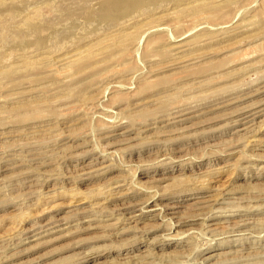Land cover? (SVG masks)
Returning <instances> with one entry per match:
<instances>
[{"label": "rangeland", "instance_id": "1", "mask_svg": "<svg viewBox=\"0 0 264 264\" xmlns=\"http://www.w3.org/2000/svg\"><path fill=\"white\" fill-rule=\"evenodd\" d=\"M146 4L0 0V264H264V0Z\"/></svg>", "mask_w": 264, "mask_h": 264}, {"label": "bare ground", "instance_id": "2", "mask_svg": "<svg viewBox=\"0 0 264 264\" xmlns=\"http://www.w3.org/2000/svg\"><path fill=\"white\" fill-rule=\"evenodd\" d=\"M63 1V0H62ZM66 1V0H65ZM97 1V6H98V16L97 18L100 16L101 18H106V19H109L110 21H116L117 19L121 18V17H125L126 14H128L129 10L131 9H137V8H141L143 7L142 5H147L146 3H155L156 1H160V0H96ZM161 1H167V0H161ZM221 2V1H220ZM224 2V1H223ZM196 3V1H195ZM218 3V2H217ZM212 4V3H211ZM225 4V3H224ZM163 5V4H162ZM219 6L223 5V4H219ZM149 6V5H148ZM6 7V6H5ZM179 8V7H178ZM206 8V7H205ZM36 9V8H35ZM84 9V8H83ZM1 10V9H0ZM82 10V8L80 9V11ZM138 10V9H137ZM6 11V10H5ZM79 11V10H78ZM91 11V10H90ZM87 10V12H84L85 15L87 17H90V16H93L92 12H90ZM135 11V10H134ZM140 11V10H139ZM217 11V10H216ZM38 12V11H37ZM213 12V11H212ZM215 12V11H214ZM6 13V12H5ZM3 14V13H2ZM139 14V13H138ZM36 15V14H35ZM96 15V13H95ZM133 15V14H132ZM96 19V18H95ZM104 20V19H103ZM27 21V20H26ZM24 21L23 22V26L27 29H32V27H30V21ZM32 21V20H31ZM101 21V19H100ZM33 22V21H32ZM42 24V23H41ZM49 24V23H48ZM51 24V23H50ZM109 24V23H108ZM44 25V24H43ZM92 25V24H91ZM110 25V24H109ZM49 26V25H48ZM23 27V28H24ZM52 27V26H51ZM111 27V26H110ZM4 29H6L5 27H3ZM2 28V30H4ZM1 28H0V33H1ZM7 30H10L7 28ZM73 30L75 31L76 29H74L73 27ZM12 31V30H11ZM16 31V30H15ZM33 31V30H32ZM42 31V30H41ZM72 31V29H71ZM66 32V31H65ZM27 33V32H25ZM29 33V32H28ZM34 33V32H33ZM60 33V32H59ZM7 34V33H6ZM65 34V33H64ZM30 35V34H29ZM34 35V34H33ZM57 35V34H56ZM35 37V35H34ZM37 37V36H36ZM115 37V36H113ZM9 38H12L13 41H16L17 44L19 42H21L24 38H25V35H24V32L23 31H20V32H14V33H11ZM111 39H114V38H111ZM128 38H122V40L120 41V45H123L126 41H127ZM110 40V39H109ZM123 41V42H122ZM122 42V43H121ZM177 47V46H176ZM189 48V47H188ZM187 49V48H185ZM177 51V50H176ZM183 51V50H182ZM181 51V52H182ZM178 52V51H177ZM187 52H189L187 50ZM177 54H180V53H177ZM188 54V53H187ZM184 55V54H183ZM186 56V55H185ZM74 57V56H73ZM72 60V59H71ZM80 62V61H79ZM78 62V63H79ZM62 65V64H61ZM65 66V65H64ZM68 66V65H67ZM72 66V65H71ZM262 90V89H261ZM160 105V104H159ZM258 105H254L251 110H248L246 111L245 113H241L239 114L238 116L235 117L234 119V125L235 126H238V131L239 132H247L249 129H251V126H252V123L261 116V112L262 110L261 109H258L257 107ZM180 114V113H179ZM183 122V120H182ZM255 123V122H254ZM235 129V128H234ZM251 131V130H250ZM237 132V131H236ZM109 154V153H108ZM101 158V157H100ZM95 159V158H94ZM103 160V158H102ZM101 160V161H102ZM100 160H95L91 163H86L87 165L84 166L82 168L83 171H88V170H91L93 169L95 166L97 165H100L102 164ZM104 161V160H103ZM106 168V167H105ZM102 170H103V167H102ZM95 171V170H94ZM82 172V171H81ZM91 174V173H89ZM96 174V173H95ZM84 175V174H82ZM97 176V175H96ZM118 188V187H117ZM102 192V191H101ZM118 193V192H117ZM119 194V193H118ZM120 196V195H119ZM134 218V217H133ZM60 219V218H59ZM58 219V220H59ZM132 219V217H128L126 218L125 221L127 222H130ZM57 220V221H58ZM55 221V220H54ZM63 222V221H62ZM119 222V221H118ZM126 222V223H127ZM59 223V222H58ZM48 224V223H47ZM51 224V223H50ZM60 224V223H59ZM56 225V224H54ZM58 225V224H57ZM52 226V225H51ZM62 227V226H61ZM52 228V227H51Z\"/></svg>", "mask_w": 264, "mask_h": 264}]
</instances>
